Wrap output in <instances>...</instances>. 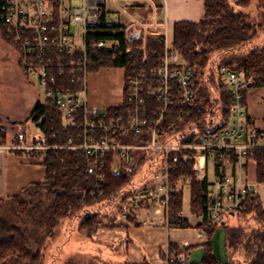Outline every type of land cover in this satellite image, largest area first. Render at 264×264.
I'll return each instance as SVG.
<instances>
[{
  "label": "built area",
  "instance_id": "1",
  "mask_svg": "<svg viewBox=\"0 0 264 264\" xmlns=\"http://www.w3.org/2000/svg\"><path fill=\"white\" fill-rule=\"evenodd\" d=\"M104 1L78 0L77 6L73 0H0V26L10 37L21 69L42 88L43 101L39 103L57 107L63 125L77 131L64 146L46 144L41 132L37 139L30 135V141L25 133L15 132L11 134L14 144L7 148L42 153L41 158L51 149L81 150L92 178V189L84 191L90 197L96 196L109 156L114 171L130 173L135 162L133 152L154 153L153 172L127 195L122 217L142 204L150 205L156 215H161V223L167 229L190 228L183 208L173 218L176 227L171 225L169 210L170 170L180 162L190 163L193 176H181L176 185L183 190L190 187L192 180L205 182L206 197L203 211L193 215L197 220L192 228L195 241L181 239L175 252L165 253L163 264H173L183 259L181 250L206 241V232L198 224L204 222L211 227L223 223L227 215L244 213L248 200L258 195L257 184L249 178V168L251 164L256 166L254 152L264 148L263 136L247 114L244 71L222 66L219 73L229 95V123L214 134L199 135L194 143L162 139L164 121L173 102L190 106L195 98L189 65L161 36L165 46L160 63L124 78L123 102L115 106L120 108L118 112L110 111L115 107L90 106L86 95L87 76L92 68L88 39L95 33L120 32L102 27L109 25ZM118 43L114 38H97L90 46L96 51H111ZM149 96L155 105L152 110L148 108ZM144 133L146 137L140 143L118 139ZM190 255L191 250L186 253L188 258Z\"/></svg>",
  "mask_w": 264,
  "mask_h": 264
},
{
  "label": "trees",
  "instance_id": "2",
  "mask_svg": "<svg viewBox=\"0 0 264 264\" xmlns=\"http://www.w3.org/2000/svg\"><path fill=\"white\" fill-rule=\"evenodd\" d=\"M250 1L203 0L204 14L199 21H178L174 24L171 42L173 49L191 69L195 101L190 106H182L177 100L173 102L164 121L162 139L194 143L199 135L214 134L229 123V95L220 81L219 73L222 66L244 71L247 79L245 96L252 88L264 87V42L254 43L257 34L255 25L247 14L236 10L249 6ZM102 27L120 32L90 35L87 53L92 62L91 72L100 67H120L124 68L126 77L160 63L164 43L159 37H143L142 32L134 28L127 33L130 26L114 23ZM0 31L11 45L9 35L1 26ZM137 31L139 35L133 37ZM97 38H114L119 43L111 51H96L90 43ZM147 103L150 110L155 108L152 97H147ZM119 110V107L110 109L111 112ZM30 116L37 123L46 144L64 146L69 137H75L77 131L63 125L61 113L55 106L36 102ZM7 132L0 122V144L5 143ZM53 133L55 136H52ZM141 136L127 135L118 139L140 143L146 134ZM132 155L135 162L130 173L114 171L109 156L104 178L98 190H95L96 196L90 197L84 193L92 189V178L87 171L84 153L67 148L46 151L41 158L43 181L31 182L15 195L0 197V264H45L49 244L61 231L68 234L60 243L64 245L71 242L72 233L70 237L69 233L73 228L78 237L88 241L100 227L113 229L122 225L125 198L142 185L145 177L154 169V153L137 150ZM254 157L256 180L262 184L264 148L256 150ZM183 175L193 176L190 163L180 162L170 170L172 191L169 210L173 227L177 226L173 218L183 204L182 189L176 185ZM189 189V210L192 215H197L203 211L206 183L192 180ZM247 206L239 216L251 215L256 224L253 227H225V222L211 227L204 222L198 224L206 232L207 238L205 242L187 249L188 252L198 246L203 249L200 261L188 264H235L232 260L223 263L213 253L211 236L218 226L225 227V246L231 256L238 254L247 264H264V209L258 196L250 198ZM125 219L134 221L131 215H126ZM135 224L139 225L137 222ZM60 245L55 246L57 251ZM168 246L171 252L177 248L172 242ZM80 254L84 255L82 259L69 257L64 264H109L96 254ZM119 264L133 263L125 260ZM174 264H184V260Z\"/></svg>",
  "mask_w": 264,
  "mask_h": 264
},
{
  "label": "crops",
  "instance_id": "3",
  "mask_svg": "<svg viewBox=\"0 0 264 264\" xmlns=\"http://www.w3.org/2000/svg\"><path fill=\"white\" fill-rule=\"evenodd\" d=\"M106 17H112L119 26H133L142 32L143 37H164L171 42L173 27L178 21L197 22L204 14L203 0H105ZM108 21V20H107ZM109 22V21H108ZM110 24V22H109ZM125 70L120 67H100L87 76V103L97 107H115L123 102ZM247 114L252 125L261 132L264 143V87L250 89L245 96ZM5 160L4 180L1 183L3 196L17 194L31 182L44 179V166L41 160L29 163L25 157L3 156ZM25 158V159H24ZM4 165L0 162V177ZM251 168L256 166L250 165ZM256 177V174H255ZM252 180V179H251ZM252 182L257 185V180ZM258 198L260 199L259 192ZM261 201V199H260ZM262 204V201H261ZM263 207V205H262ZM264 209V208H263ZM155 220L151 225L144 223L133 226L123 224L113 229L100 227L88 241L72 233L69 248L79 253L96 254L109 264H119L125 260L133 264H163L169 243L176 246L181 239L171 238L170 228L160 222L159 215H150ZM194 218V217H193ZM196 224V219L194 218Z\"/></svg>",
  "mask_w": 264,
  "mask_h": 264
},
{
  "label": "rangeland",
  "instance_id": "4",
  "mask_svg": "<svg viewBox=\"0 0 264 264\" xmlns=\"http://www.w3.org/2000/svg\"><path fill=\"white\" fill-rule=\"evenodd\" d=\"M73 4H79L78 0H73ZM237 11L245 13L248 15L249 20L255 25L257 34L254 38V43H262L264 42V0H251L249 6L247 7H238ZM107 20L112 23L114 19L112 17H107ZM135 30V29H134ZM11 42V40H10ZM164 43V42H163ZM165 46V45H164ZM171 46L172 42H171ZM135 47V46H133ZM142 45V49H143ZM13 45L7 42L5 36H2L0 31V122L3 124L4 128L8 131L6 135L5 143L2 144L4 146H0V162L4 165V170L2 169V177H0V197L3 196V190L1 183L4 180V171H5V160L3 156H16V157H25L26 160H30L29 163L36 162L37 159L41 158V154L37 152H21L18 154L15 150H11L7 148L9 145L14 144L11 142V134L15 132H23L25 136L30 141V135H34L37 139V136L40 135V129L38 128L37 123H35L30 116V112L32 110L33 105L36 102L43 101V90L38 85V83L31 78L28 74H26L18 64V57L16 51L14 50ZM132 49V48H131ZM139 49V47H137ZM175 51V50H174ZM177 53V52H175ZM24 158V159H25ZM250 177L252 180L256 181L254 168H251ZM257 190L259 192L260 199L262 201V205L264 208V183L257 185ZM183 204L182 208L184 213L187 214V223L189 224V229H170V237L171 238H184L188 239L191 242L195 241V233L193 231V226L195 224V220L192 214H189V203H190V189L189 186H186L183 190ZM156 215L154 213L153 206H146L142 204L137 209H132L127 213V215H131L134 221L126 220L125 217H122L123 221L127 224H131L133 226H137L135 223L137 222L139 225L144 223H148L151 225L155 222L152 218H149L150 215ZM161 216V215H160ZM197 221V220H196ZM161 222V218H160ZM223 222H225V227H238V226H255V222L251 215L239 216V213L236 215H227L224 217ZM76 225V224H75ZM75 227V226H74ZM225 227L218 226L212 236H211V244L213 248V253L217 259H219L223 263H227L230 260L234 261L235 264H247L242 257L233 255L229 253L225 246ZM63 230V229H62ZM67 232V231H66ZM66 232H60L56 238L50 242L49 248L47 250V259L45 264H64V261L69 257L75 259H82L84 255L76 252L77 250L73 248H69L70 243H74L73 240L69 244L60 245L62 241L65 240ZM74 232V228L69 233ZM63 234V235H62ZM59 244V250L57 251L55 246ZM177 249L174 250V252ZM56 251V253H55ZM183 253L184 264L199 262L203 249L201 247H196L191 249V255L188 258L186 253L188 252L186 249L181 250ZM179 252V253H180ZM181 253V254H182ZM53 257V260H52ZM51 259V260H50ZM50 261L52 263H50ZM177 262V261H176ZM175 263V262H174ZM173 263V264H174Z\"/></svg>",
  "mask_w": 264,
  "mask_h": 264
},
{
  "label": "water",
  "instance_id": "5",
  "mask_svg": "<svg viewBox=\"0 0 264 264\" xmlns=\"http://www.w3.org/2000/svg\"><path fill=\"white\" fill-rule=\"evenodd\" d=\"M132 28H133V27L130 26V27L127 29V33H129L130 30H131ZM138 35H139V31H137V32L133 35V37H137Z\"/></svg>",
  "mask_w": 264,
  "mask_h": 264
},
{
  "label": "bare ground",
  "instance_id": "6",
  "mask_svg": "<svg viewBox=\"0 0 264 264\" xmlns=\"http://www.w3.org/2000/svg\"><path fill=\"white\" fill-rule=\"evenodd\" d=\"M42 89V88H41ZM44 95V94H43ZM8 133V132H7ZM190 188V187H189Z\"/></svg>",
  "mask_w": 264,
  "mask_h": 264
}]
</instances>
